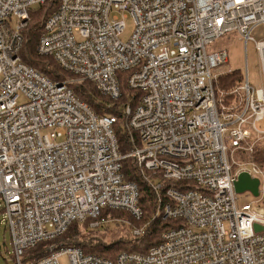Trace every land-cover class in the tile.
<instances>
[{
  "label": "built area",
  "instance_id": "2783aa9c",
  "mask_svg": "<svg viewBox=\"0 0 264 264\" xmlns=\"http://www.w3.org/2000/svg\"><path fill=\"white\" fill-rule=\"evenodd\" d=\"M45 3L0 0V198L15 264L104 209L139 220L138 186L122 173L128 158L156 195L152 220L181 224L147 253L109 259L50 247L28 264H60L65 255L69 264H264V168L256 158L264 144V39L252 36L264 27V0L59 1L37 53L112 100L122 82L140 93L123 108L127 154L114 133L116 116H99L67 83L22 61L23 31ZM129 16L134 31L123 42ZM232 32L255 43L262 88L250 85L247 72L234 88L218 87L220 76L235 71L215 72L228 51L208 47ZM243 172L260 181L259 197L239 207L235 182ZM146 228L131 234L142 237Z\"/></svg>",
  "mask_w": 264,
  "mask_h": 264
},
{
  "label": "trees",
  "instance_id": "16d2710c",
  "mask_svg": "<svg viewBox=\"0 0 264 264\" xmlns=\"http://www.w3.org/2000/svg\"><path fill=\"white\" fill-rule=\"evenodd\" d=\"M59 1L60 0H46V3L43 6L38 10H33L31 12V21L23 31L24 43L20 52L21 59L25 64L42 73L49 80L67 83L68 86L73 89L75 94L82 101L86 102L99 116H116L118 121L114 125V133L118 140L120 152L122 154H127L132 148V145L130 136L124 127L125 117L123 108L129 102L135 106L138 102L140 93L130 90L125 82H122L121 97L118 100H112L103 96L90 82L69 83L66 80L72 77L75 78L74 76L64 72L52 58L40 56L37 53V46L43 32L44 24L49 16L57 10ZM127 74V72L120 73L119 77L122 78ZM241 79L242 77L234 72L232 74L220 76L217 85L221 90L228 91L237 86ZM256 158L257 163L264 168V150L262 147L257 149ZM122 173L126 181L133 182L138 186L142 217L139 220L132 218V225L140 228L147 225L144 236L133 237L131 234L130 238H121L113 243L102 242L95 238L86 239L85 236L82 235V232L100 233L109 231L122 224L117 222L120 217L121 219L122 217H129L128 212L126 211L104 209L98 220L88 219L83 223H73L63 235L53 240L42 242L25 253L21 258V261L24 264L35 262L46 256L50 247L55 249L62 247H75L81 249L85 254H95L109 259H114L122 252L147 253L151 247L157 245L161 241V236L164 231L175 228L177 225L181 224V221L179 220H163L162 218H157L154 221L152 220L157 207V198L152 188L143 179L139 169L136 167L132 159L128 158L123 161ZM171 185V181H166L167 187ZM166 200L167 199H165V202ZM0 213L3 215L4 212L2 209H0ZM102 219L110 222L106 224L101 223L97 228L91 226L93 222L101 221ZM1 248L2 246H0V255L4 257L5 253H9L15 264L16 260L13 254V249L10 251L5 244L6 252L3 253Z\"/></svg>",
  "mask_w": 264,
  "mask_h": 264
},
{
  "label": "rangeland",
  "instance_id": "374dc122",
  "mask_svg": "<svg viewBox=\"0 0 264 264\" xmlns=\"http://www.w3.org/2000/svg\"><path fill=\"white\" fill-rule=\"evenodd\" d=\"M40 6L34 7V10H38ZM122 19V15H119ZM125 29L123 34L121 35V40L123 42H127L130 40L133 31H134V22L132 18L129 16L125 20ZM257 41L264 39V27H259L255 30L252 35ZM220 49H226L228 51V63L217 69L215 72L226 73L228 71H235L238 75H240L243 81H246V72L248 73V80L252 87L255 89H260L263 87V79H262V67H261V58L259 52L256 50L255 43L253 41H248L245 44L244 39L240 38V36L235 33H228L221 38L217 39L209 45L208 50L216 51ZM1 80V78H0ZM66 81L69 83H77L82 82L78 78H68ZM25 102V98L20 96L19 103L22 104ZM264 126V122L262 123ZM43 134H48V130H43ZM264 150V144L261 146ZM241 156H236V161H241ZM255 198L249 193H241L238 194V204L239 207H242L245 204H249L253 202ZM3 201L0 198V209L2 207ZM129 217H121L118 219L120 226H117L115 229L105 231V232H82V235L85 236L86 239H99L102 242L113 243L121 238H130L132 230L137 228L132 225L134 216L128 212ZM135 219V218H134ZM0 246H2L1 251L6 252L5 244L11 251L12 247L10 244V234L8 230L5 228V222L3 220V215L0 213ZM113 224V223H111ZM5 243V244H4ZM60 264H69L68 257L62 256L59 259ZM0 264H14L13 259L9 255V253H5L4 257L0 255Z\"/></svg>",
  "mask_w": 264,
  "mask_h": 264
},
{
  "label": "water",
  "instance_id": "95a60500",
  "mask_svg": "<svg viewBox=\"0 0 264 264\" xmlns=\"http://www.w3.org/2000/svg\"><path fill=\"white\" fill-rule=\"evenodd\" d=\"M260 181L256 178H252L250 174L241 173L235 182V192L237 194L249 192L254 198L259 197ZM256 230H262V227L255 225Z\"/></svg>",
  "mask_w": 264,
  "mask_h": 264
}]
</instances>
